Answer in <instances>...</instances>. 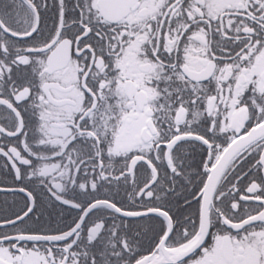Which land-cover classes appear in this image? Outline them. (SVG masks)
<instances>
[{
    "label": "snow or ice",
    "instance_id": "1",
    "mask_svg": "<svg viewBox=\"0 0 264 264\" xmlns=\"http://www.w3.org/2000/svg\"><path fill=\"white\" fill-rule=\"evenodd\" d=\"M0 264H264V0H0Z\"/></svg>",
    "mask_w": 264,
    "mask_h": 264
}]
</instances>
